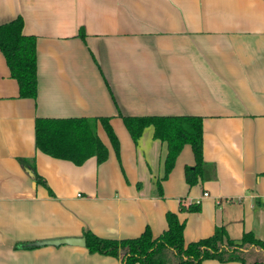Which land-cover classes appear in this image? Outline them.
I'll list each match as a JSON object with an SVG mask.
<instances>
[{
	"label": "crops",
	"instance_id": "0c3cea01",
	"mask_svg": "<svg viewBox=\"0 0 264 264\" xmlns=\"http://www.w3.org/2000/svg\"><path fill=\"white\" fill-rule=\"evenodd\" d=\"M17 17L36 38L37 95L18 96L0 52V264H122L84 246L35 243L85 230L132 239L147 226L156 237L166 212L185 221V243L215 227L264 242V0H0V24ZM146 116L202 119L194 186L185 145L158 194L166 144L148 127L135 145L122 121ZM99 117L110 119L118 157L101 126V164L35 148L36 118ZM196 200L198 212L180 211Z\"/></svg>",
	"mask_w": 264,
	"mask_h": 264
},
{
	"label": "trees",
	"instance_id": "16d2710c",
	"mask_svg": "<svg viewBox=\"0 0 264 264\" xmlns=\"http://www.w3.org/2000/svg\"><path fill=\"white\" fill-rule=\"evenodd\" d=\"M23 21L17 17L0 24V52L9 75L15 80L20 98L35 99L37 95L36 38L23 34ZM80 37H84L82 31ZM123 124L137 145L143 131L152 127L153 138L166 144L163 176L156 182L161 195L160 181L167 178L182 148L188 145L193 154V166L184 169L185 182L194 186L202 178V119L198 116L122 117ZM104 130L116 156L119 142L107 117L47 119L36 118L34 144L40 152L60 160L82 165L89 158L101 164L108 158V149L98 136ZM25 163V160H21ZM33 169V167H32ZM37 183L45 184L35 173ZM200 204H190L180 211L195 213ZM166 229L154 237L147 226L136 238L106 239L89 230L83 232L84 247L89 253L118 258L122 264H202L205 260L220 263L264 264V242L252 232H244L240 239H231L223 227L197 241L185 243V221L176 213L166 212ZM21 247H30L27 244Z\"/></svg>",
	"mask_w": 264,
	"mask_h": 264
},
{
	"label": "water",
	"instance_id": "95a60500",
	"mask_svg": "<svg viewBox=\"0 0 264 264\" xmlns=\"http://www.w3.org/2000/svg\"><path fill=\"white\" fill-rule=\"evenodd\" d=\"M74 245V246H84V239L81 238H63L57 240H47L43 242H37L35 245Z\"/></svg>",
	"mask_w": 264,
	"mask_h": 264
},
{
	"label": "built area",
	"instance_id": "2783aa9c",
	"mask_svg": "<svg viewBox=\"0 0 264 264\" xmlns=\"http://www.w3.org/2000/svg\"><path fill=\"white\" fill-rule=\"evenodd\" d=\"M207 196H208L207 193H203V197H207ZM195 204H199V200H196V201H195Z\"/></svg>",
	"mask_w": 264,
	"mask_h": 264
}]
</instances>
